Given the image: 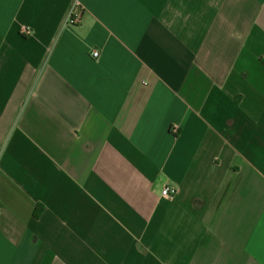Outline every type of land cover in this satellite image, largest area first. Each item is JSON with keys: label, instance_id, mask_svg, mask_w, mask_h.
I'll return each mask as SVG.
<instances>
[{"label": "crops", "instance_id": "1", "mask_svg": "<svg viewBox=\"0 0 264 264\" xmlns=\"http://www.w3.org/2000/svg\"><path fill=\"white\" fill-rule=\"evenodd\" d=\"M74 1L0 0V264H264V0Z\"/></svg>", "mask_w": 264, "mask_h": 264}, {"label": "built area", "instance_id": "2", "mask_svg": "<svg viewBox=\"0 0 264 264\" xmlns=\"http://www.w3.org/2000/svg\"><path fill=\"white\" fill-rule=\"evenodd\" d=\"M81 18V9H80V4L79 2L76 0L74 1V3L72 4L67 18H66V25L67 26H74L76 25ZM30 30L27 28H22L21 33L24 35L29 34ZM92 58L94 59H98L100 56V53L98 51H92L91 53ZM175 190L173 188L170 187H165L162 192L161 195L163 197H171L172 195H174Z\"/></svg>", "mask_w": 264, "mask_h": 264}]
</instances>
